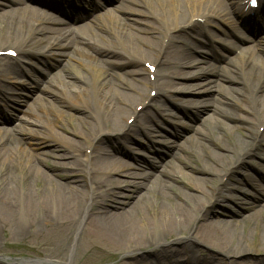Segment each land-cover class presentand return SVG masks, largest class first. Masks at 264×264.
<instances>
[{
  "label": "bare ground",
  "instance_id": "bare-ground-1",
  "mask_svg": "<svg viewBox=\"0 0 264 264\" xmlns=\"http://www.w3.org/2000/svg\"><path fill=\"white\" fill-rule=\"evenodd\" d=\"M40 1H54L65 10L70 8V2L76 3L74 0ZM121 1V4L130 2L120 8L123 16H112V25L105 21L97 24L90 37L67 26L51 25H63L64 21L21 0H15L18 6L0 11V54L8 49L17 55L37 58H68L70 51L77 54L78 68L71 69V75L80 85L72 91L79 96L89 95L92 104L82 107L71 103L86 111L75 118L78 127L71 131L81 141L71 151L58 152L55 145L48 148L57 133L49 129L46 135L38 128L23 126L22 117H18L20 122L12 128L0 127V240L5 229L16 238L45 237L57 232V237L54 236L56 262L71 264L68 250L77 248L75 243H70V238L81 227L82 241L91 247L103 245L104 252L112 258L121 257L115 264H220L213 252L227 257L228 264H264V189H259V194H249L246 207L239 205L246 212L216 207L220 202H226L227 207L230 203L237 205L239 196L235 192L241 191L246 197L239 185L252 186L258 179L264 180V165L247 160L264 152V63L256 66L250 61L252 56L242 53L235 68L228 70L230 81L237 86L218 89L214 80L207 77L215 67L195 65V57L188 51L196 46V41L186 42L172 34L183 29L196 33V37L205 34V27L214 25L212 21L230 22L228 10L246 5L245 0ZM260 2L263 11L264 0ZM251 19L255 18L248 20ZM199 21L204 24L201 31L197 29ZM93 37L105 43L95 42ZM171 42H181L186 48ZM85 47L99 49L102 56L93 55ZM253 54L264 62V46ZM20 61L32 65L28 59ZM123 63L136 68L119 73L105 66ZM152 66L154 70L150 69ZM169 66L173 68L171 71L159 75L161 68ZM6 68H11L10 61L0 56V70ZM21 68L29 85L35 80L34 72ZM173 77L198 81L180 84L170 80ZM61 83L70 85L64 79L53 82L62 91ZM39 87L48 95H56L46 85ZM197 87H202L200 91L217 89L221 105L214 106L212 114L239 121L238 127L243 129L240 137L227 136V143H221L215 131L195 128L186 141H191L192 147L187 150L199 160L198 166L182 160L179 151L186 150L181 145L171 154L199 173L190 174L189 183L181 181L175 171L167 168L160 169V175L130 171L134 167L131 162L116 153L132 151L133 147L125 143L134 136L148 135L159 122L155 113L142 115L141 111L152 107L158 97L168 96L167 92L193 91ZM151 90L155 91L152 97ZM8 92L0 88L5 109L8 100L15 96H9ZM201 100L189 101L208 104L207 99ZM48 102L56 113L55 120L59 119L63 111ZM137 105H141L139 111ZM156 107L157 112L163 110L160 103ZM29 110V106L23 109L27 113ZM129 117H133L131 125L127 124ZM141 118L142 122L138 123ZM32 122L38 127L46 126L38 120ZM212 122L213 128L222 132L237 127L216 117ZM103 134L125 138L109 150L98 140ZM31 139L46 149L34 151L28 146ZM131 159L139 166L147 164L136 154ZM246 166L251 169L243 171L244 180H223L234 169ZM93 174L107 177L94 180L90 177ZM234 215L237 218L225 217ZM20 218L25 219L27 228L17 224ZM202 247L209 251H203Z\"/></svg>",
  "mask_w": 264,
  "mask_h": 264
},
{
  "label": "rangeland",
  "instance_id": "rangeland-1",
  "mask_svg": "<svg viewBox=\"0 0 264 264\" xmlns=\"http://www.w3.org/2000/svg\"><path fill=\"white\" fill-rule=\"evenodd\" d=\"M89 1V0H87ZM93 7L87 10L79 11L73 13L72 15L65 18V23L67 27L70 29H74L79 33H82L87 36H92V31L96 30V25L101 23L102 21L108 22L109 24H113L111 22V17L114 15L123 16L120 8L124 5H130L129 1H125V3L121 4L120 0H93ZM0 11L2 9H8L10 7L15 6V4L9 2L8 0H0ZM33 7L43 10L48 14L61 18L58 14L53 11L46 10L40 7H37L33 0L27 2ZM106 9H109L108 12H104ZM97 15L98 17H93ZM231 15V14H230ZM232 16L233 21L235 22V18ZM218 27H207L209 29L208 36H200V43L197 44L194 49H192V54L195 56L196 64L199 66H207L203 65L201 62L204 57V53L201 51H207V43L211 42L216 51V54L219 56H210L206 61L208 64H212L215 67V70L212 73L207 74V77L214 80L216 85H218V89L220 88H233L236 87L237 84L231 82L229 80V71L233 68V65H236L240 59V53L246 52L247 56L250 57L251 63L256 66H259L260 63H263L262 60L258 59L254 56L253 52L257 50L259 46H264V28L262 25H259L258 28H255L247 34L251 40L245 41L241 40L237 37H233L232 35H225L226 30H232V32L236 33V35L240 36L242 31L235 26L229 28L227 25H223L221 23L217 24ZM175 36H179L184 38L186 42L189 41L191 32L187 30H180L172 33ZM228 37V38H227ZM95 42H99L104 44V40H101L98 37H93ZM229 39L231 42L230 45L228 43L223 44L221 41L223 39ZM117 43V42H116ZM115 43V45H117ZM164 43H166L164 41ZM173 45L180 46L186 48L181 42H171ZM37 47V46H36ZM164 48V47H163ZM241 49V52H240ZM93 55L97 57L100 54L95 50H89ZM188 51H190L188 49ZM70 57H55L49 56L44 57L40 56L39 58L31 57V55L18 54V56H7V59L11 64H15L17 58L20 59H28L32 61L36 66H32V71L35 75V80L31 81L28 85L27 77L23 74H19L18 70H11V68L2 69L0 77L3 79L9 80L8 82H0L1 88L11 89L12 93L9 95H15L13 98L9 99L7 103V109H5V105L2 101H0V127L12 128L16 124L20 122L21 118L24 119L21 122V125L26 127H35L38 128V131L47 135L48 130L51 129L57 133L56 140L51 144L48 148L52 146H56L58 152H67L71 151L74 148V144L78 141H81L76 135L72 133V129L77 128L76 119L82 116L86 111L82 108L85 105L92 106L88 96L85 95H76L74 92L78 89L80 85L79 81L76 77H73L72 70H76L77 67V54L73 52H69ZM1 57L3 55H0ZM197 58V59H196ZM62 59V60H61ZM258 59V60H256ZM19 65L25 66L26 68H30L31 66L27 63H20ZM264 61V58H263ZM144 62V61H143ZM142 62V65H143ZM67 63V64H64ZM103 64V63H102ZM104 65V64H103ZM30 66V67H29ZM107 66V65H105ZM145 67H147L145 65ZM78 68V67H77ZM132 68H136V65L123 63L114 66V71L122 73L125 70H129ZM72 69V70H71ZM173 68L169 66V68H161L159 70V75H166ZM82 71V68H80ZM55 75L59 77H55ZM73 77V78H72ZM129 78V77H128ZM58 79H64L69 84H62V91L54 86L53 82L56 83ZM205 79V78H204ZM173 82L183 83V82H191L195 83V80H186L183 78H170ZM203 80V79H202ZM46 85V87L54 90L53 92L56 95L49 94L42 90L39 86ZM179 86V85H177ZM197 87L194 88L193 91H176V92H167L168 96H160L152 103V107L144 108L141 113L145 115L146 113H155L158 117L159 122L152 127L151 132L146 136H134L128 140L125 145L133 147L132 151H121L115 152L118 156L123 159L130 161L131 164L135 167L130 168L132 172H143V173H154L155 175H160L159 170L167 168L168 170L175 171L178 177L181 178L183 182H191L190 174L199 175L198 172L193 170L191 166H188L183 161L188 164H192L194 166H198L199 160L195 157L194 154H189L188 150L191 149L192 144L191 141H186L195 131V128L201 129L203 131H215L217 138L221 143H227V136L232 139H236L240 137V133L243 132V129H240L238 125H240L239 121L232 118L221 117L217 114H212L213 107L216 105H221L218 101L219 94L216 92L217 89L212 88L210 90L200 91ZM74 90V91H72ZM150 88H147V91ZM127 92H131L128 89H125ZM155 91H150L151 97L153 96ZM83 97V98H82ZM19 98L20 102L17 100ZM81 98L83 100H81ZM181 98L183 100H181ZM199 99L201 101L207 99L208 104L199 105L198 103H192L189 100ZM51 101L56 107L61 109L63 112L59 114V119L55 120L56 113L53 108L49 106V102ZM85 103H84V102ZM185 101V102H182ZM71 103H79L80 107H73ZM162 104V111H156V104ZM155 105V106H154ZM29 106V112H24L23 109H26ZM138 111L141 109V105H137L136 108ZM30 113V114H29ZM219 118L223 120L228 125H235L237 127L227 128L226 132H222L213 128L212 120L214 118ZM209 118V119H208ZM33 120H38L45 124L46 126L38 127L33 124ZM206 120V121H204ZM133 121V117L127 118V124L131 125ZM204 121V122H203ZM142 122V118L138 121ZM46 127V129H45ZM62 127V128H61ZM133 127V125H132ZM137 127V124H136ZM125 137H116L114 134L110 135H101L99 137V141L102 142L105 146L108 147L109 150L115 149L117 145H119V141L123 142ZM28 138H26L27 140ZM27 145V143H26ZM36 145L35 139H31L29 147H33L34 151H40L42 149H46L45 147ZM103 145V146H104ZM181 145L186 152L179 151V154L183 161L171 156L174 152L177 151V146ZM39 146V147H38ZM188 149V150H187ZM91 151V150H90ZM114 152V150H113ZM135 155L145 159L148 164L144 166H139L131 159L132 155ZM248 161H255L264 165V152L260 151L257 156L252 158H247ZM249 165V164H248ZM46 171L51 172L47 168V166H42ZM264 168V167H263ZM246 169H251L249 166H246L245 169H234L229 176H225L223 180L226 181H234L236 180H244L243 171ZM242 171V172H241ZM251 173L254 170H250ZM262 173L264 171L262 170ZM256 174V173H254ZM109 175V173H108ZM119 176V175H118ZM115 175V177H118ZM90 177L94 180H100L106 178V174H93ZM120 178H125V176L120 175ZM233 183V182H232ZM242 191L246 192V197L241 195V191L235 192L239 196L236 204L234 205L230 203V206H226V202H220L216 205V207L220 208H230V210H237L238 212H246L244 208H239V205L242 207H246L244 204L249 203V194H259L257 191L259 189H264V181L257 180L256 183L252 186L242 184L239 185ZM241 198V199H240ZM246 201V202H244ZM226 219L237 218L236 215L233 217L225 216ZM17 224L20 226H24L27 228V223L25 219L20 218L17 219ZM81 227L76 229L70 238V243L76 245L77 249L68 250V257L70 258L71 264H115L121 257L116 256L112 258L109 256L110 254H106L104 252V246H96L91 247L88 242H84L81 240ZM44 235V234H42ZM57 232L46 234L45 237L38 235H30L28 237H14L8 229L1 231V240H0V264H33V263H44V264H58L56 261L58 257H55V247L57 239ZM55 236V237H54ZM250 247H254V245H250ZM203 251L207 250L205 247H202ZM209 251V250H207ZM50 255V256H49ZM214 259L220 264H228L229 259L227 257L213 252ZM44 261V262H43Z\"/></svg>",
  "mask_w": 264,
  "mask_h": 264
}]
</instances>
